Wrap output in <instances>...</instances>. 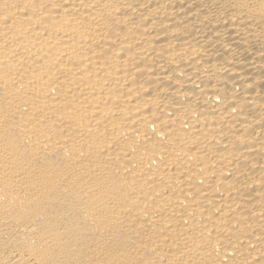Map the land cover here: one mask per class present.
Segmentation results:
<instances>
[{"label": "bare ground", "instance_id": "bare-ground-1", "mask_svg": "<svg viewBox=\"0 0 264 264\" xmlns=\"http://www.w3.org/2000/svg\"><path fill=\"white\" fill-rule=\"evenodd\" d=\"M0 264H264V0H0Z\"/></svg>", "mask_w": 264, "mask_h": 264}]
</instances>
